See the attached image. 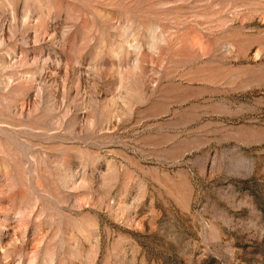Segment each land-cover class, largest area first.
<instances>
[{"label":"rangeland","instance_id":"374dc122","mask_svg":"<svg viewBox=\"0 0 264 264\" xmlns=\"http://www.w3.org/2000/svg\"><path fill=\"white\" fill-rule=\"evenodd\" d=\"M0 264H264V0H0Z\"/></svg>","mask_w":264,"mask_h":264}]
</instances>
